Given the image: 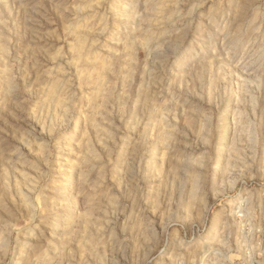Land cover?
<instances>
[{
    "label": "rangeland",
    "instance_id": "rangeland-1",
    "mask_svg": "<svg viewBox=\"0 0 264 264\" xmlns=\"http://www.w3.org/2000/svg\"><path fill=\"white\" fill-rule=\"evenodd\" d=\"M0 264H264V0H0Z\"/></svg>",
    "mask_w": 264,
    "mask_h": 264
},
{
    "label": "bare ground",
    "instance_id": "bare-ground-1",
    "mask_svg": "<svg viewBox=\"0 0 264 264\" xmlns=\"http://www.w3.org/2000/svg\"><path fill=\"white\" fill-rule=\"evenodd\" d=\"M149 35V34H148ZM81 36V35H80ZM79 37V36H78ZM79 43V42H78ZM81 48V44L79 43V45H78V48ZM80 51L82 50V49H79ZM86 51V50H85ZM54 89V88H53ZM53 89H50V92H49V95L51 96V97H56V93L54 92V90ZM58 100V99H57ZM60 100V99H59ZM59 100H58V102H59ZM165 128V127H164ZM166 129V128H165ZM163 132H165V131H163ZM162 137H163V134H162ZM91 154V153H90ZM90 162V161H89ZM20 178V177H19ZM20 180L21 181H23L24 183H26L27 182V179H25L24 177H21L20 178ZM89 218H85L84 219V224H87V223H89ZM93 225V224H92Z\"/></svg>",
    "mask_w": 264,
    "mask_h": 264
}]
</instances>
